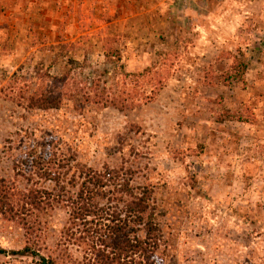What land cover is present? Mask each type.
I'll return each mask as SVG.
<instances>
[{
	"label": "rangeland",
	"instance_id": "rangeland-1",
	"mask_svg": "<svg viewBox=\"0 0 264 264\" xmlns=\"http://www.w3.org/2000/svg\"><path fill=\"white\" fill-rule=\"evenodd\" d=\"M69 164L153 191L154 264H264V0H0V264H88L17 209Z\"/></svg>",
	"mask_w": 264,
	"mask_h": 264
},
{
	"label": "trees",
	"instance_id": "trees-1",
	"mask_svg": "<svg viewBox=\"0 0 264 264\" xmlns=\"http://www.w3.org/2000/svg\"><path fill=\"white\" fill-rule=\"evenodd\" d=\"M48 47L53 50L55 46ZM56 47L60 50L63 46ZM43 98V104H40L42 109H50L56 103ZM69 165L74 168L66 173L63 185V178H48V181L55 183V187L59 186V190L55 188L50 193L28 190L26 194H20L22 204L17 209L24 210L23 207L28 205L40 211L53 202L61 203L68 209L72 225L67 236L82 248L83 258L88 264H154L153 257L160 238L155 223L153 191L147 186H132L131 173L123 172L122 169L105 168L98 172L87 167ZM71 171L74 174H69ZM36 175L43 178L47 173L39 169ZM3 193L2 199L9 207L15 190L7 187ZM73 226L81 228L79 235L71 232ZM134 226L143 232V236L137 234ZM28 252H31L30 247L12 253L23 255ZM3 253L5 251L0 249V254ZM39 259L45 261L43 257ZM49 263L59 264L52 259Z\"/></svg>",
	"mask_w": 264,
	"mask_h": 264
}]
</instances>
